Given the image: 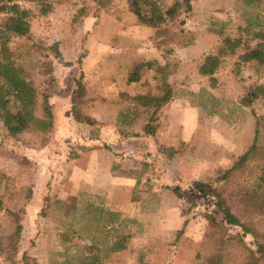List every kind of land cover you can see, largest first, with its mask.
Here are the masks:
<instances>
[{
  "label": "rangeland",
  "instance_id": "obj_1",
  "mask_svg": "<svg viewBox=\"0 0 264 264\" xmlns=\"http://www.w3.org/2000/svg\"><path fill=\"white\" fill-rule=\"evenodd\" d=\"M102 1L106 7L97 10L94 8V0H50L54 11L47 17H41L38 0H17L22 7L30 9L33 14L31 36L30 38L11 36L7 47L10 57L17 65L23 67L26 77L33 82L40 93L50 91L53 86L52 91L57 92L63 88L68 93L75 94V80L81 78L80 69L83 60L88 59L89 55L101 45L107 44V48L104 49L105 54L112 53L111 56L105 55L101 60V68L106 78L115 76L113 69L120 63H125L126 56L120 55L119 52L124 48L130 50V46L134 47L135 42L128 41V33H121L120 26L130 27L135 23L136 17L125 16L126 13L128 15L129 9L127 0ZM164 1L166 4H171L182 0ZM235 4V0H202L197 5H193L191 12L183 9L179 18L167 25V30L172 34L182 33L183 41H189L193 35L196 36L198 39L192 53L194 57L200 56L204 51L209 53L212 44L217 41V37L207 33L211 23H226L225 32L233 36L236 35V29L243 26L242 7L240 5V9L235 10ZM84 6L93 7L91 14L102 12L96 24L92 16L83 18L78 23L73 22L78 10ZM6 17L0 13V27ZM97 24L104 25V33L101 30L96 34L91 32L93 25ZM113 33L122 36L120 39L122 42H118L117 39L118 41L113 40L111 43L109 37ZM137 36L141 40H147L149 31L141 29L137 31ZM55 44H58V50L64 61L54 59V84L50 85L48 72L52 67L51 58L56 57L55 52L50 48ZM119 45L122 48L118 47ZM152 52L153 54L146 53L142 56L135 54L133 59L148 60L156 56L157 51L153 49ZM100 54L103 55L101 52ZM2 56L1 54L0 58ZM179 58H182L183 62L193 60L191 56L187 57L181 52L178 53ZM236 60L232 58L224 63L223 72L215 78L216 87L213 88L217 104L213 107L208 104L207 110L200 118V124H206V128L195 135L194 141L197 143L192 151L195 156L189 157L192 161L199 162V165L193 169V174L190 169L185 171V175L188 174L187 179L180 180L182 182L178 183L179 187H173L174 191L178 190L181 195L179 198L176 194L181 209L187 215V223L183 226H180L179 221H166L165 225H159L156 219L150 227L149 222L142 224L124 217L131 234L126 235L123 231L122 237H118L119 226L111 232L112 227L106 226V222L109 224L111 220V214L105 212L103 218L105 226L102 230L105 232L106 228L109 235H105L104 238L107 240L97 242L88 240L94 231L101 229L97 224H91L95 217H87L90 221L88 225L82 222L83 219L80 221V217L74 218V204H71V210H67L70 212L68 218L62 216L64 209L53 208L54 202L51 198L55 200L57 194L52 189L47 193L38 185L45 177L41 167L36 173L27 165L23 167L21 160L12 154L9 144L10 150L9 147L6 149L7 141L4 142L6 137L2 136L0 129V166L11 176L6 187V191L9 192L5 191V195H1L7 208L4 207L0 211V264H58L66 259L85 256L91 245L100 248L98 256L102 264H264V248L259 249L260 245L264 246V203L262 202L264 183L261 185L258 180L264 166V66L258 68L241 64ZM65 62L70 63L71 66H65ZM182 67L180 77L188 75L190 78L178 89V92L181 91L178 103L184 106L189 100L198 103L199 100L191 95L190 90L200 92L209 85V81L195 75L196 66L183 64ZM99 73L102 75V71ZM102 82L97 93L113 97V90L106 87V81ZM62 92L59 91L63 96ZM248 98H251L250 103L245 102ZM211 108L216 110L215 114H208ZM179 110V120L183 122L188 114L181 108ZM41 112L39 110V114ZM27 139L31 140L28 137ZM254 143L256 151L252 159L229 175L225 181H218L221 173L230 169L238 157L246 153ZM129 148L136 156L137 144L134 143ZM145 151L149 155L148 150H141L142 157ZM195 172L198 174H194ZM197 184L209 188L203 191L197 187ZM30 186L34 189L32 196L34 202L28 203V206L25 197L28 196L27 192L31 191L24 189L20 193L22 190L20 188ZM3 192L1 191V194ZM206 192L210 195L208 196ZM253 192L255 193L252 194ZM42 198L43 203L40 206ZM164 200L170 203L168 196L164 197ZM218 201L247 226L251 230L250 233L228 225L218 208ZM155 203V199H149L147 207L149 212L156 209ZM68 220L72 221L68 224ZM143 237L150 240L142 241ZM119 239H122L126 248L121 254H112L111 247ZM164 240L166 245H163ZM140 244L147 246L140 248Z\"/></svg>",
  "mask_w": 264,
  "mask_h": 264
},
{
  "label": "crops",
  "instance_id": "obj_2",
  "mask_svg": "<svg viewBox=\"0 0 264 264\" xmlns=\"http://www.w3.org/2000/svg\"><path fill=\"white\" fill-rule=\"evenodd\" d=\"M201 1H195L194 5ZM125 16L135 17L130 12L128 15L126 13ZM130 17L128 18L130 19ZM135 23H132L130 27L120 26L121 33H128V41L131 40L130 43H135H133L134 47L130 46V50L124 48L119 52L120 55L126 57L125 63H120L113 69L115 76L106 78L107 76H104L101 68L103 57L112 54H105L104 49L107 48V44L103 46L100 44L101 47L98 50L91 53L88 59L83 60L80 71L83 72V84L87 88L88 99L90 100L86 112L100 125L90 126L77 122L71 115V103L74 94L68 93L63 88L50 93L54 119L52 130L47 135L43 136L39 132L26 131L17 138H13L7 134L2 122H0L2 136L6 137L4 142L7 141L6 149L9 144L12 154L21 160L23 167L27 165L34 173L39 172L40 167L43 170L45 177L39 181L38 185L43 187L47 193L52 189L57 194L55 200L51 198V201L54 202L53 208L64 209L62 216L68 218L70 212L67 210L72 207L71 204H74V218L80 217V221L83 219L82 222L88 225H90V221L87 217H95L91 224L95 223L101 229L94 231L88 238V240L95 242L106 241L107 238L104 236L109 235L106 228L105 232L102 230V227L105 226L103 223L105 212L111 214L109 224H114L109 225L106 222L107 228L112 227L111 232H113L114 228L119 226L118 237H122L123 231L126 232V235L131 234L126 219H134V222L142 224L149 222L150 227L156 219L159 225H165L166 221H179L180 226H183L187 220V215L181 209L173 187H179L178 183L182 182L180 180L187 179L188 174L185 175V171L190 169L193 174V169L198 167L199 162L192 161V158L189 157L195 156L192 152L193 146L197 143L194 141L195 135L203 132V129L206 128V124H200L204 109L197 103H192L191 100L185 106L178 103L181 92H178V89L183 87L190 78L188 75L183 78L180 77L183 64L184 66L188 64L196 66L195 75L209 81V77L200 75L199 66L204 57L217 48L220 41L219 36L212 33L210 29L207 30L209 35L217 37V41L212 44L209 53L204 51L200 56L194 57L193 48L195 49L198 38L195 39L193 45L187 47L173 43L170 46L157 48L154 41L155 31L137 23L135 25ZM93 26L92 33L96 34L98 30H101L102 33L105 32L104 25ZM141 29L149 31L147 40H141L137 36V31H141ZM109 39H111V43L117 39L118 42H122L120 40L122 36L119 34L113 33ZM118 47L122 48L121 45ZM153 49L157 51L156 56L145 61L133 59L135 54L141 56L146 53L153 54ZM168 49H172V51L168 53ZM180 52L185 53L187 57H194L193 60L183 62L182 58L178 59ZM163 56L167 57L169 63L176 66L171 70L169 77L170 84L176 90V97L159 112L158 128L156 135L152 137L147 136L143 131L144 119L138 118L135 121L136 115L132 114L134 110L129 109L131 105L124 100L122 94H129L130 96L145 94L147 92L145 82L149 79L150 72L145 70L140 82H130L128 80L129 73L135 64L157 59L162 61ZM224 65L216 72L215 78L223 72ZM101 71L102 75L99 73ZM114 78H118V80H114ZM102 81H106V87L113 90V97L108 94L97 93L100 89L99 85L103 83ZM208 84L204 88L205 91L215 96L213 88L210 83ZM59 91H63V96ZM190 92L198 94L199 91L190 90ZM178 107L188 114L184 117L183 122L179 120L180 110ZM27 137L31 140H28ZM134 143L138 146L136 156L130 152L129 148ZM141 150H148L149 155L145 151L144 157H142L140 155ZM189 165L190 168H188ZM0 173L5 177L2 184V192H5L11 176L1 166ZM194 174L197 175L198 173L195 172ZM20 189H22L20 193L24 189L31 191L27 192L28 196L25 197L27 200H24L27 204L33 203V187H21ZM8 192L9 190L6 191V193ZM142 195L147 197L143 198ZM166 196L169 197L170 203L164 200ZM149 199L156 200V209L152 212L147 209ZM42 203L43 198L39 205L42 206ZM71 221L68 220L67 223L69 224ZM145 240L149 241L150 238L143 237L142 241ZM163 245H166L165 240ZM146 246L140 244V248Z\"/></svg>",
  "mask_w": 264,
  "mask_h": 264
},
{
  "label": "trees",
  "instance_id": "obj_3",
  "mask_svg": "<svg viewBox=\"0 0 264 264\" xmlns=\"http://www.w3.org/2000/svg\"><path fill=\"white\" fill-rule=\"evenodd\" d=\"M38 1V6L40 7L39 15L41 17H47L54 11V6L50 0ZM94 1L95 9L100 10L106 7V4L102 0ZM195 1L197 0H182L181 2L176 1L166 4L164 0H127V3L129 6L128 12L136 17L137 23L152 28L155 31V45L157 48H161L162 46H170L173 43L181 47L194 44L196 36L192 34L193 38L189 41H183L182 33H170L167 30V25L176 21L183 9L186 12H191ZM235 2V10H239L241 5L244 18V24L236 29L235 36L225 32L226 23L213 22L210 24L209 29L212 33L219 36L220 41L214 52L204 57L199 66V73L204 77H209V83L212 88L216 87L214 75L228 58H236L239 63L244 65H253L258 68L264 66V0H235ZM92 10L93 7L84 6L80 8L73 22L78 23L83 18L92 16L91 18L95 20L96 24L102 12L91 14ZM0 13L7 16L4 24L0 27V57L1 54L3 55L0 58V122H2L7 134L13 138H17L26 131L39 132L45 136L53 127V108L50 104V93L53 86L50 88V91L40 93L33 82L26 77L23 67L17 65L15 60L10 57L11 54L7 47V42L11 36L30 38L33 14L30 9L22 7L17 0H0ZM57 45L55 44L50 48L51 51L55 52L57 57L51 58L52 67L49 68L48 72L50 85L54 79V59H58L61 62L64 61ZM167 51L170 53L172 49H168ZM169 62L167 57L163 56L162 61L157 59L135 64L129 73L128 80L130 82H140L144 76L143 72L145 70L149 71L151 75H149V79L145 82L147 92L135 96L122 94L124 100L132 106L129 109L132 108L134 110L132 114L136 115L135 121L138 118L144 119L143 131L147 136L154 137L156 135L158 128L156 122L159 119V112L176 97V90L169 82L171 70L176 66ZM65 66L69 67L71 64L65 62ZM80 75L81 78L75 80L76 90L71 103V115L79 123L90 126L100 125L86 112L90 100L88 99L87 88L83 84V72ZM191 95H194L199 100L197 105L201 106L204 111L207 110L208 104L212 107L217 104L215 96L207 93L205 90H201L198 94L191 93ZM245 102L250 103L251 98H248ZM39 110L42 111L40 114ZM215 113L216 110L212 108L208 111V114ZM256 133H259L258 127L256 128ZM255 143L246 153L238 157V160H236L230 169L223 174L221 173L218 181H225L229 175L241 169L252 159V155L256 151ZM4 179V175L0 173V211L6 207L5 201L3 202L1 196L5 195V192L1 194ZM258 180L261 185L264 183V166ZM197 187L203 191L209 188V186L203 184H197ZM175 193L181 198L178 190ZM206 193L208 194V192ZM262 202L264 203V197ZM217 205L228 225L239 227L245 233H250L251 230L227 210L220 201L217 202ZM121 240L119 239L112 247L110 246L112 248L110 249L113 251L111 252L112 254L121 253L125 250L126 247ZM263 248L264 246H259L260 250ZM88 250V254L83 257L66 259L58 264H102L98 256L101 251L100 248L91 245Z\"/></svg>",
  "mask_w": 264,
  "mask_h": 264
}]
</instances>
